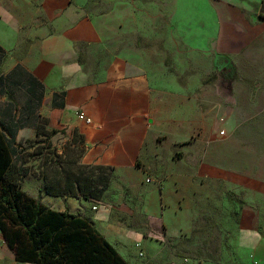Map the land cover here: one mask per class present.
<instances>
[{"label": "crops", "instance_id": "crops-1", "mask_svg": "<svg viewBox=\"0 0 264 264\" xmlns=\"http://www.w3.org/2000/svg\"><path fill=\"white\" fill-rule=\"evenodd\" d=\"M239 1L0 0L8 70L20 64L46 87L53 126L82 138L81 164L115 174L103 201L95 203L40 192L43 179L31 174L23 192L53 210L88 218L134 264L140 253L154 254L159 240L187 230L194 202L202 204L199 180L233 184L235 177L248 194L264 188V168L240 170L234 161L232 171H222L207 149L194 153L190 145H176L204 126L174 114L175 98L188 95L182 85L168 84L176 81V54L188 65L195 54L212 51L215 62L226 57L237 73L264 80V0L257 9ZM193 63L205 71L203 62ZM169 132L173 136L160 140ZM176 151L184 157L176 160ZM241 218L236 249L264 264V215L248 206ZM0 264L33 263L17 261L0 233Z\"/></svg>", "mask_w": 264, "mask_h": 264}, {"label": "rangeland", "instance_id": "rangeland-1", "mask_svg": "<svg viewBox=\"0 0 264 264\" xmlns=\"http://www.w3.org/2000/svg\"><path fill=\"white\" fill-rule=\"evenodd\" d=\"M243 3L249 8L257 9L260 0H245ZM207 14L203 13L204 18H201L210 24L214 18ZM191 20L195 21V19ZM196 45L199 46L197 43L192 44V46ZM191 58L190 64H182V58L176 54L174 60L176 64L172 69L176 81L168 84L182 85L188 94L175 98L173 103L176 117L181 116L192 124L200 120L204 122V126L201 127V131L193 127L185 136L186 140L176 145H190L194 147V153H197L200 147L201 150L207 149L211 153L208 160L214 162L222 171H232L230 163L234 161L239 164L240 170L254 167L262 171L264 168V80L242 76L233 66L226 70L217 68L216 64L215 66L213 64L215 56L212 51L208 56H200L197 53ZM195 59L205 64V71L201 69L202 66L193 63ZM97 67L94 66L92 69ZM10 71L5 60L0 74H7ZM163 72L165 73V70ZM213 73L217 74V79L210 82ZM9 90L13 93L15 88L11 87ZM23 91L15 92L14 95H20ZM23 100H18L16 108L12 100L5 96L0 98V119L6 123L10 116L16 114L19 118L16 121L21 123L17 137L21 145L20 152L15 157L16 166L37 174L55 160L62 166H71L73 161L78 160L80 151L78 146L70 143L73 136L70 137L66 129L53 126L50 117L52 112L46 101V95L40 107L28 117H23L24 110L28 111L32 105L35 107L37 102L24 104ZM40 118L47 120L48 130H57L50 139L47 137L48 133L36 139ZM221 131H224L225 135H220ZM169 135L173 136L172 132L168 135L161 134L159 138L166 140ZM198 136L203 139L201 144L196 143ZM216 137H219L218 141L213 140ZM38 153H41V157L40 155L38 157ZM174 156L176 160L184 157L181 151H176ZM248 157H251L250 160ZM46 158L48 161L44 164ZM230 179H233V184H228L224 178L216 183L199 180L203 196L202 204L198 200L194 202V210L189 217L190 225L187 230L159 240L160 244L154 248V254L151 256L139 254L134 264H252L253 260L250 259L249 254L245 255L237 251L235 241L241 215L246 207L250 206L264 215V188L255 186L248 194L244 189V182L236 184L235 177ZM141 228L145 230L146 224H142Z\"/></svg>", "mask_w": 264, "mask_h": 264}, {"label": "trees", "instance_id": "trees-1", "mask_svg": "<svg viewBox=\"0 0 264 264\" xmlns=\"http://www.w3.org/2000/svg\"><path fill=\"white\" fill-rule=\"evenodd\" d=\"M7 52L0 46V69L7 59ZM217 68L227 69L233 65L226 57L218 56ZM213 73L209 81H215ZM208 81V80H207ZM15 88L12 93L9 88ZM25 90V91H23ZM20 95L15 92H21ZM46 95V87L20 64L7 74H0V98L5 96L17 108L18 100L24 104L37 102V105L24 110L28 117L40 107ZM14 114L5 123L0 119V233L4 236L16 260L33 264H128L91 221L68 211H56L45 206L23 192V179L27 175H37L43 179L40 192L50 196L79 198L88 202L103 201L114 180V170L109 167L81 164L84 143L75 133L73 146H78V160L71 166H62L51 160L50 166L38 174L15 164L19 154L17 137L21 123ZM47 120L40 118L36 139L47 134L48 139L57 130L46 128ZM38 157L41 153L37 154ZM44 164L47 163V158Z\"/></svg>", "mask_w": 264, "mask_h": 264}, {"label": "built area", "instance_id": "built-area-1", "mask_svg": "<svg viewBox=\"0 0 264 264\" xmlns=\"http://www.w3.org/2000/svg\"><path fill=\"white\" fill-rule=\"evenodd\" d=\"M83 118V117H82ZM87 122H90V120H86ZM220 135H225V132L224 131H221L220 132ZM148 183H150V182H152V180L150 179V178H148L147 180H146ZM140 256H143V253H140ZM250 259H252L253 261H252V264H258L257 262H255L254 261V257H253V255H250Z\"/></svg>", "mask_w": 264, "mask_h": 264}]
</instances>
